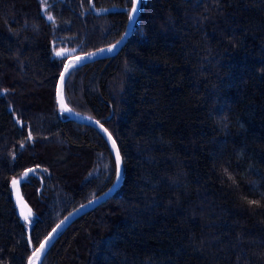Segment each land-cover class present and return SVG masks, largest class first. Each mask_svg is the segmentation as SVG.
I'll list each match as a JSON object with an SVG mask.
<instances>
[{
	"label": "trees",
	"instance_id": "obj_1",
	"mask_svg": "<svg viewBox=\"0 0 264 264\" xmlns=\"http://www.w3.org/2000/svg\"><path fill=\"white\" fill-rule=\"evenodd\" d=\"M130 9L0 0V264H27L113 184L108 142L61 112L55 86L66 58L119 39ZM62 94L108 130L123 180L39 264H264V0H141L120 52L68 70Z\"/></svg>",
	"mask_w": 264,
	"mask_h": 264
},
{
	"label": "water",
	"instance_id": "obj_2",
	"mask_svg": "<svg viewBox=\"0 0 264 264\" xmlns=\"http://www.w3.org/2000/svg\"><path fill=\"white\" fill-rule=\"evenodd\" d=\"M140 3H141V0H131L130 13L132 12L133 4H136L138 10L134 13V19L131 21L129 20L124 32L119 37V39L116 40L113 44H111L109 46V48H112V46H115L112 51L105 50L103 52L97 51V52L84 54V55L69 56L68 58H66V60L63 64L62 70L58 76L56 86H55V98H56L57 105H58L59 109L61 110V112H63L68 118H70L76 122L93 126L97 130H99L103 134V136L105 137L106 141L108 142V144L110 146L115 166H116V153L118 151L116 142L114 141V139L112 138V136L110 135V133L108 132V130L105 128V126L102 123H100V122H98V121H96V120H94V119H92L86 115H82V114L74 111L72 108H70L65 103L64 98H63V94H62V87H63V80L64 79L63 80L61 79V73L65 72V66L66 65L71 64L72 67L70 69H72L76 66L85 64L87 62H90V61H93L96 59L106 58V57H110V56L118 54L120 52V50L123 48V46L125 45L127 39L129 38V36L131 34V31H132L133 26H134V22H135V20L138 16V13H139ZM116 10H117V8H115V7H107V8H103L102 10H100V13H104V12H108V11H116ZM105 129L107 131H105ZM109 137H111V139H109ZM113 142H115V148H113ZM120 158H121V156H120ZM121 168H122L121 176L119 177V179H117V177L115 175V180H114L113 184L108 189H106L105 191H103L99 195H97V196L81 203L77 207H75L74 209L69 211L66 215H64L54 225V227L50 230V232H48V234L45 236V238L40 242V244L31 253V255L29 256V258L27 260V264H29V259L31 257H33V253L35 252V250L38 249L42 243H45L46 238L49 237V233H52L53 229L56 228L57 225L61 224L62 221H65L66 217H68L67 221L62 225V227L58 231H60L62 228H64L68 224H70L75 218H77L80 215L92 210L93 208H95L99 204H101L102 202L106 201L109 197H111L114 194V192L117 191V189L120 187L122 180H123L122 159H121ZM10 186L12 189H14L12 201L14 203L16 213H17L18 217L20 218V220L24 221V220H26L25 217H27V219H28L30 216V206L28 205V203L25 201V199L23 198V196L21 194L20 180L16 179V180L11 181ZM89 201H92V203L89 204ZM81 206H84V207H81ZM70 213L72 214L71 216L69 215ZM57 232L51 237L50 242L55 237ZM49 244L50 243L47 244L46 248L48 247ZM43 253H42V255H43ZM40 259L38 260L37 264H39Z\"/></svg>",
	"mask_w": 264,
	"mask_h": 264
},
{
	"label": "snow or ice",
	"instance_id": "obj_3",
	"mask_svg": "<svg viewBox=\"0 0 264 264\" xmlns=\"http://www.w3.org/2000/svg\"><path fill=\"white\" fill-rule=\"evenodd\" d=\"M137 10H138V9H137L136 4H133L132 12L129 13V20H130V21L134 19V13H135ZM48 19L51 20L52 17L49 16ZM114 47H115V46H112V48H109V49H107V50H108V51H112ZM56 55H57V56H60V55H62V53L58 52V53H56ZM71 67H72L71 64L65 66V72H62V73H61V79H62V80H63L64 77H65V73H66ZM105 131H107V130L105 129ZM109 139H111V137H109ZM113 148H115V142H113ZM29 171L31 172V170H29ZM121 174H122L121 158H120L119 152L117 151V153H116V177H117V179H119V177L121 176ZM24 178H27V175H26ZM91 203H92V201H89V204H91ZM252 203H255V202H252ZM81 207H84V206H81ZM69 215L71 216L72 214L70 213ZM25 219H27V217H25ZM67 219H68V217H66V218H65V221H62L61 224L57 225L56 228L53 229L52 233H49V237L46 238L45 243H42V244L40 245V247H39L38 249H36L35 252L33 253V257H31V258L29 259V264H36V261H38V260L41 258L42 253L45 251L47 244L50 243V239H51V237H52V236H53V235H54V234H55V233H56V232L62 227V225L67 221Z\"/></svg>",
	"mask_w": 264,
	"mask_h": 264
},
{
	"label": "rangeland",
	"instance_id": "obj_4",
	"mask_svg": "<svg viewBox=\"0 0 264 264\" xmlns=\"http://www.w3.org/2000/svg\"><path fill=\"white\" fill-rule=\"evenodd\" d=\"M109 47H107V48H104V49H101L100 51H98V52H103V51H105V50H107Z\"/></svg>",
	"mask_w": 264,
	"mask_h": 264
},
{
	"label": "bare ground",
	"instance_id": "obj_5",
	"mask_svg": "<svg viewBox=\"0 0 264 264\" xmlns=\"http://www.w3.org/2000/svg\"><path fill=\"white\" fill-rule=\"evenodd\" d=\"M38 261H36V264H37Z\"/></svg>",
	"mask_w": 264,
	"mask_h": 264
}]
</instances>
